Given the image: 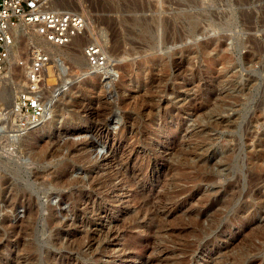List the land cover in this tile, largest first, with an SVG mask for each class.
<instances>
[{"label":"rangeland","instance_id":"374dc122","mask_svg":"<svg viewBox=\"0 0 264 264\" xmlns=\"http://www.w3.org/2000/svg\"><path fill=\"white\" fill-rule=\"evenodd\" d=\"M82 1L81 36L46 44L75 72L100 41L112 73L74 84L16 140L0 135V264H264V0ZM211 41L226 46L200 48ZM11 70L0 109L22 89Z\"/></svg>","mask_w":264,"mask_h":264},{"label":"built area","instance_id":"2783aa9c","mask_svg":"<svg viewBox=\"0 0 264 264\" xmlns=\"http://www.w3.org/2000/svg\"><path fill=\"white\" fill-rule=\"evenodd\" d=\"M55 0H0V77L12 72L13 65L23 68L22 89L13 108L0 109V135L11 140L36 127L49 115L54 98L69 86L94 74L110 77L113 63L100 41L84 46L87 65L71 72L69 62L56 70L60 81H48L52 52L45 42L66 45L83 33L88 17L83 11L54 6ZM37 35V38L25 40ZM62 75H70L66 80ZM50 92L49 94H46ZM9 117V126L4 119Z\"/></svg>","mask_w":264,"mask_h":264},{"label":"bare ground","instance_id":"6f19581e","mask_svg":"<svg viewBox=\"0 0 264 264\" xmlns=\"http://www.w3.org/2000/svg\"><path fill=\"white\" fill-rule=\"evenodd\" d=\"M61 1L62 0H55V2H54V6L55 7H58V8H67V7H61L60 6V4H61ZM66 2H68L67 0H65V1H62V3L63 4H66ZM69 4V3H68ZM88 4V3H87ZM72 5L74 6V7H81V9L83 10V12H87V6H86V3H84V1H82V0H74V4L72 3ZM77 9H79V8H77ZM86 14V13H85ZM243 14V13H242ZM87 15V14H86ZM87 17H88V15H87ZM90 17H88V19H89ZM191 20V19H190ZM88 25V24H87ZM170 29V28H169ZM170 30H172V29H170ZM198 27L196 26V25H192V27H191V35H194V34H197V32H198ZM101 31V30H100ZM169 32V31H168ZM103 33V32H102ZM105 33V32H104ZM81 36V34L80 35H77L73 40H72V42H70V43H68V44H66V45H52V44H50L49 42H45V43H47L49 46H56V47H66V46H68V45H70V44H72L73 42H74V40L76 39V38H79ZM168 37H166L169 41L170 40H173V41H175V36H174V34L173 35H167ZM177 36V35H176ZM106 37V36H105ZM114 37V36H113ZM177 38H178V36H177ZM176 38V39H177ZM108 39V38H107ZM106 39V40H107ZM207 44H201L200 45V48L201 49H204V50H207V49H210V48H214V49H216V50H221V49H223L225 46H226V44L225 43H217V42H206ZM80 45V44H79ZM119 47V46H118ZM113 51H117L118 49H117V46L116 45H114L113 46V49H112ZM75 51V52H74ZM222 51V50H221ZM77 51L76 50H73V51H71V55H72V58L73 59H78L79 57L77 56V53H76ZM79 55V54H78ZM84 55H85V53H84ZM86 57V56H85ZM62 59V58H61ZM54 59H53V57H52V60L50 61V65H49V73H48V75L49 76H52L51 75V70H50V68H52L53 69V64H52V61H53ZM87 60V59H86ZM62 61L63 62H66L65 60H63L62 59ZM54 62L56 63V68H57V70H59V68H61V61L59 60V58H57V59H55L54 60ZM88 63V62H87ZM20 69H22L23 70V68H20ZM9 75H11V72H9V73H7L6 75H4V76H2V77H0V80H2V79H5V78H7V77H9ZM94 75H102V74H94ZM67 76H69V75H62V79L63 80H66V79H68L69 77H67ZM93 76V75H92ZM103 76V75H102ZM91 77V76H90ZM88 78V77H87ZM49 82H51V79H49L48 80ZM96 80L94 79V82H95ZM92 82V81H91ZM94 82H92V83H88V85H87V88L89 89L91 86H94ZM74 85V84H73ZM73 85H71V86H69V88L68 89H66L64 92H66L67 90H69ZM64 92H62V94L64 93ZM61 94V95H62ZM17 95H18V93H16V94H14L13 96H11V100L9 101V103L11 104V108H13V106H14V104H15V101H16V97H17ZM61 95H59L58 97H60ZM57 97V98H58ZM57 98H54V99H57ZM9 104V105H10ZM10 110V109H9ZM51 110V109H50ZM49 115H50V113H49ZM48 115V116H49ZM52 115V114H51ZM47 116V117H48ZM47 117L45 118V119H47ZM6 119H8V118H6ZM44 119V120H45ZM49 119H50V116H49ZM48 119V120H49ZM47 121V120H46ZM43 122H41L39 125H41ZM258 124V123H257ZM39 125H37L36 127H38ZM260 125V124H259ZM36 127H34V128H31L30 130H28L27 132H29V131H31V130H33V129H35ZM27 132H25V133H27ZM24 133V134H25ZM23 134V135H24ZM22 136V135H21ZM21 136H19V137H21ZM18 137V138H19ZM37 141V140H36ZM113 141V140H112ZM33 143H32V145H30V146H35V142H34V140L32 141ZM31 143V142H30ZM112 144H113V142H112ZM111 145V144H110ZM56 146H57V144H55V145H52L51 146V148H50V150H48V149H44V148H40V150H39V148H37L36 150H37V154H38V156L40 157V156H47V155H51L54 151H55V148H56ZM96 166H98V165H96ZM47 172L46 171H42V172H36V173H34V178H35V180H42L41 179V177H43L45 174H46ZM47 175H48V173H47ZM85 177V176H84ZM77 178H78V176H77ZM81 178V177H80ZM44 179V178H43ZM74 179V178H73ZM85 179V178H84ZM86 179H87V177H86ZM69 180V179H68ZM68 180H66V181H68ZM253 180V179H252ZM81 181V180H80ZM75 182V181H74ZM77 182V181H76ZM7 182L5 181V184H6ZM72 183V182H71ZM94 184V183H93ZM58 185H59V183H58ZM67 185H68V183H67ZM254 185V184H253ZM70 186V185H69ZM5 190H7V186H5V187H2V188H0V203H1V201L2 200H4V198L5 199H7V197L4 195V192H5ZM17 194H15V198L17 197V196H19V195H17ZM139 199H140V197H139ZM152 200V199H151ZM19 202L22 204V206L23 207H25V209H26V211L28 212V211H30V212H32L35 208H36V205H35V199H34V197L30 194V193H27V192H24L23 191V193H22V195L21 196H19ZM65 203V202H64ZM138 204V203H137ZM0 206H1V204H0ZM65 206V205H64ZM66 207H67V205H66ZM65 207V208H66ZM44 208L47 210V209H49V205H47V206H44ZM156 209V208H155ZM65 216H67V215H65ZM157 218V217H156ZM159 219V218H158ZM157 219V220H158ZM161 219V218H160ZM159 219V220H160ZM34 220V219H33ZM32 222V221H31ZM61 222V221H60ZM64 224V223H63ZM62 225V224H61ZM68 225V224H67ZM30 227V226H29ZM59 228V227H58ZM20 229V228H19ZM112 229V228H111ZM17 229L15 228V230L14 231H16ZM112 231V230H111ZM17 232L19 233V231L17 230ZM109 233H110V231H108ZM19 235V234H18ZM107 235V234H106ZM109 237V236H108ZM94 239V238H93ZM92 241V240H91ZM23 242V241H22ZM98 242H100V241H98ZM85 244V243H84Z\"/></svg>","mask_w":264,"mask_h":264}]
</instances>
